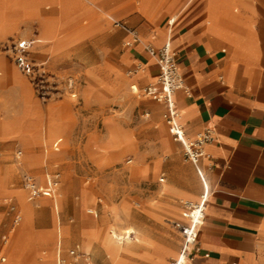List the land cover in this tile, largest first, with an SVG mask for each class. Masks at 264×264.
<instances>
[{
	"label": "rangeland",
	"instance_id": "374dc122",
	"mask_svg": "<svg viewBox=\"0 0 264 264\" xmlns=\"http://www.w3.org/2000/svg\"><path fill=\"white\" fill-rule=\"evenodd\" d=\"M129 7V0H108L106 4L100 0L95 5V18L81 14L73 25L65 26L79 27L80 33L81 27L93 26L89 35L97 39L94 48L79 43L73 61L56 68L45 62L54 48L52 38L60 32L45 28L38 32L36 18L7 30L0 38V134H17L9 137L10 146L0 145V243L2 235L15 227L9 244L0 249V255L7 257L5 264H57L58 255L66 264L69 260L71 264H169L176 255L179 233L171 220L179 215L181 201L194 197L172 199L167 193L169 188H163L165 182L171 184L175 164L192 162L183 144L169 134L161 109L155 113L145 102L154 100L149 90L147 96L142 91L148 84L141 83L138 93L130 87L149 69L132 77L128 74L133 63L121 51L122 33L111 25L114 18L106 16L112 13L131 21ZM25 37L33 40L32 56L42 60H32V68L44 66L46 74L56 80L51 83L50 94L39 92L30 70L2 45L7 41L13 49V43ZM78 41L64 48H72ZM45 43L50 44L48 51L40 49ZM86 54L92 57L90 65L76 60ZM62 57L56 56L52 62ZM157 75L155 71L156 80ZM70 79L74 89L68 85ZM71 91L77 96H71ZM32 123L41 131V143L33 146L30 139L22 141L20 135L21 129L32 127ZM24 170L39 181L41 194L35 201L27 199L22 182ZM54 170L60 178L57 189L51 192L46 172ZM161 173L164 181H160ZM184 178L190 186L191 180ZM11 204L21 215L18 223L14 222ZM27 205L28 238L23 239V254L9 261L8 254L14 250L17 233L25 222ZM126 225L145 230L150 243L137 252L126 245L120 237ZM111 226L119 235L115 239L121 241L119 256L123 258H115L112 252L114 242L107 235ZM64 228L71 229L67 235H62ZM76 243L80 251L89 254L88 261L69 254L68 249Z\"/></svg>",
	"mask_w": 264,
	"mask_h": 264
},
{
	"label": "crops",
	"instance_id": "0c3cea01",
	"mask_svg": "<svg viewBox=\"0 0 264 264\" xmlns=\"http://www.w3.org/2000/svg\"><path fill=\"white\" fill-rule=\"evenodd\" d=\"M99 1L0 0V38L7 30L34 17L39 22L38 32L42 28L60 32L52 38L54 48L45 63L55 68L70 63L79 43L94 48L93 41L97 38L89 35L93 26L81 27V33L79 27L65 26L73 25L81 14L95 18V5ZM107 2L103 0V4ZM129 6L131 21L116 18L112 13L106 16L114 18L111 25L122 33L124 58L133 65L141 62L149 69L144 77L135 78L139 91L141 83L148 84L142 91L146 96L150 93L154 100L145 102L155 113L161 109L163 117L165 105L155 98L162 89L154 78L155 71L159 72L158 64L143 44L158 47L169 40L185 86L174 93L185 134L192 136L206 127L214 132L213 140L205 145L207 156L199 161L208 197L204 222L188 264H264V0H129ZM163 13L164 18L157 22ZM116 21L134 26L141 41L124 46L128 34ZM86 22L84 19L83 23ZM76 39L79 41L72 48H64ZM49 47L45 43L40 49L48 51ZM55 56L63 57L52 62ZM36 125L32 123V127L28 125L20 133L22 141L33 142L31 146L41 143L38 142L41 131ZM15 135L0 134V145L10 146L9 137ZM57 171L46 172L48 183ZM171 176L167 193L172 199L192 195L193 199L185 200H198L204 191L193 163L178 162ZM185 176L191 180L190 186ZM160 177H163L160 181L165 180L163 173ZM181 212L182 204L179 215L171 222L181 218ZM130 231L131 238L138 232L124 230ZM180 243L179 233L178 249ZM70 248L79 249V244ZM8 255L9 261L13 260L14 250ZM6 261L7 257L0 264Z\"/></svg>",
	"mask_w": 264,
	"mask_h": 264
},
{
	"label": "built area",
	"instance_id": "2783aa9c",
	"mask_svg": "<svg viewBox=\"0 0 264 264\" xmlns=\"http://www.w3.org/2000/svg\"><path fill=\"white\" fill-rule=\"evenodd\" d=\"M117 25L123 26L127 31V38L123 41L124 46H133L141 41L138 30L134 26H129L121 21L114 22ZM32 44L30 38L17 39L13 43V51L22 55H27L29 48ZM7 45V43H2ZM145 50L150 56L155 58L159 72L157 81L162 86V89L155 94L157 101L163 102L165 109L163 112V118L167 125V130L173 140L180 141L184 146V152L186 157L195 165L197 172L204 184V191L200 194L198 200H182V212L181 218L175 219L171 222L174 229H176L181 235V243L177 254L171 259L169 264H188L195 251V246L198 240L199 229L204 222L205 218V205L208 197L207 186L204 180L202 170L199 166V161L202 157L207 156L205 145L212 141L214 138V132L211 127H206L203 130L197 132L192 138H188L185 134L184 126L179 120L178 108L174 99V93L180 88H185L183 78L181 76L175 53L171 49L169 40H166L161 46L155 47L150 43H144ZM19 62L26 67L24 59L16 57ZM32 69V65H29ZM143 63L137 62L131 68L128 69V74L132 75L141 69ZM21 154V150L17 151V156ZM59 173L55 172L53 178L49 180L50 191L54 192L58 187ZM163 180V177H160ZM22 182L27 193L29 200L35 201L40 197L41 190L39 184L33 174L24 170L22 172ZM10 208L14 211V222L18 223L21 219L20 213L16 210L13 204ZM133 236L132 231L124 232L121 238L126 236ZM7 234L2 235V239L5 240ZM69 254L77 257H83L88 261L90 256L86 252L80 251L78 248H70ZM6 260L5 255H0V263ZM69 263V262H68ZM67 263V264H68ZM57 264H66V261L59 257Z\"/></svg>",
	"mask_w": 264,
	"mask_h": 264
},
{
	"label": "bare ground",
	"instance_id": "6f19581e",
	"mask_svg": "<svg viewBox=\"0 0 264 264\" xmlns=\"http://www.w3.org/2000/svg\"><path fill=\"white\" fill-rule=\"evenodd\" d=\"M13 38V37H12ZM3 42H6V43H8L7 45H8V50H10V51H12V56H14V58L15 57H20V58H23L24 59V62H25V65L28 67L27 69L28 70H30V72L32 73V76H33V78H34V80L36 81V85L37 84H39L38 85V90H39V92L42 94V95H46V94H50V91H49V89H51L52 88V86H51V83H52V81H54V83H56V80H55V78H54V76H50V75H47L46 74V69H45V67L44 66H41V67H38L36 70L34 69V68H30V66L29 65H31L32 64V60H36V59H39V58H35V57H33L32 56V52H31V47H32V45L30 46V48H29V52H28V54L25 56V55H22V54H20V53H17V52H15V51H13L12 49H9L11 46L9 45V42H7V41H2V43ZM134 46V45H133ZM77 49V48H76ZM39 51V50H38ZM32 56H30V55ZM89 55H90V53H89ZM56 57V56H55ZM60 57V56H59ZM35 58V59H34ZM59 59V58H58ZM79 59H82V63H86V64H91L92 62H93V60H92V57L91 56H88L87 54L85 55V56H82V57H80ZM39 60H41V59H39ZM154 60H155V58H154ZM36 61H38V60H36ZM42 61V60H41ZM44 62V61H43ZM155 62H156V60H155ZM34 63V62H33ZM41 64H43L42 62H41ZM44 65V64H43ZM156 65H157V63H156ZM92 66V65H91ZM157 67H158V65H157ZM145 70H146V66H145V64H143V66H142V68L141 69H139L136 73H144L145 72ZM136 73H134V74H136ZM96 76V75H95ZM144 77V76H143ZM78 78V77H77ZM76 78V79H77ZM78 82V81H77ZM68 85H69V87H71V88H73L74 89V87H73V80L72 79H70L69 81H68ZM55 87H57V85H55ZM130 87H131V89L133 90V92H136V93H138L139 92V87L135 84V83H133V84H130ZM58 91H59V88L57 89ZM56 93H58V92H56ZM70 95L71 96H73V97H76L77 96V92L76 91H71L70 92ZM178 114H179V120H180V122L182 123V121H181V116H180V112H179V110H178ZM166 141V140H165ZM170 142V141H169ZM174 185V184H173ZM168 188H170V184H168V183H165L164 184V188L163 189H165V190H167ZM24 189V188H23ZM169 190V189H168ZM63 201V200H62ZM61 201V202H62ZM67 203V202H66ZM30 212V207H29V205H27L26 206V208H25V213H26V217H25V222L23 223V225H22V227H21V229L18 231V233H17V237H16V244H15V246H14V257H18L20 254H21V250H22V243H23V239H24V237H26L27 236V234H28V232H27V225H29V222H28V219H26L27 218V214ZM169 219V218H168ZM118 220V219H117ZM122 220V219H121ZM121 222V221H120ZM119 222V223H120ZM123 222V221H122ZM116 223V222H115ZM14 224V223H13ZM120 225H121V223H120ZM13 227V226H12ZM15 228V227H14ZM14 228H11L10 230H9V232H8V235H7V238L4 240L5 242H1L0 243V248H1V250L3 249L4 250V248L9 244V242H10V238H11V235H12V233H13V231H14ZM117 228V227H116ZM136 228V227H135ZM135 228H134V225L132 226V225H126V227L124 226V230H126V231H129L130 229H132V230H134L135 231ZM69 230H71V229H68V228H64L63 229V234L62 235H67V233L69 232ZM137 231V230H136ZM74 234V233H73ZM107 235H109L112 239H113V242H114V245H112L111 246V249H112V252H113V254H114V256H115V258H123L124 256H119L120 254V247H121V245H119V242H121V241H117L118 239H115V238H117L119 235L115 232V230H114V228H113V226H111L110 227V230H109V232L107 233ZM88 237V236H87ZM26 238H28V236L26 237ZM122 239H124V238H122ZM94 240V239H93ZM123 241V240H122ZM101 242V241H100ZM133 242V243H132ZM150 243V239H149V237H148V235H147V233H146V231L145 230H143V229H139L138 230V232L137 233H135V235H134V238H131V236L130 235H128V236H126L125 237V244L126 245H130L131 247H133L135 250H136V252H137V249L139 250V248L142 246H147V244H149ZM105 245V244H104ZM107 245V244H106ZM89 246V245H88ZM125 248V247H124ZM2 250V251H3ZM169 250H171V246H170V248H169ZM122 253V252H121ZM124 254V253H123ZM21 256V255H20ZM127 256V255H126ZM20 262H21V260H20ZM40 264H49V263H47V262H43V263H40Z\"/></svg>",
	"mask_w": 264,
	"mask_h": 264
}]
</instances>
